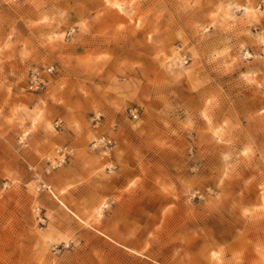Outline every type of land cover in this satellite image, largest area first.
<instances>
[{
  "label": "rangeland",
  "instance_id": "rangeland-1",
  "mask_svg": "<svg viewBox=\"0 0 264 264\" xmlns=\"http://www.w3.org/2000/svg\"><path fill=\"white\" fill-rule=\"evenodd\" d=\"M0 264H264V0H0Z\"/></svg>",
  "mask_w": 264,
  "mask_h": 264
},
{
  "label": "built area",
  "instance_id": "built-area-1",
  "mask_svg": "<svg viewBox=\"0 0 264 264\" xmlns=\"http://www.w3.org/2000/svg\"><path fill=\"white\" fill-rule=\"evenodd\" d=\"M54 70L53 66H48L44 69H39L37 67H34L29 75V79L27 81V85L30 89L33 90H38L41 89L45 86L46 81H44V79H42V72H47V73H52ZM134 115V114H133ZM106 143H110V140H108ZM39 190H50V186L47 185L44 182H40L39 186H38Z\"/></svg>",
  "mask_w": 264,
  "mask_h": 264
},
{
  "label": "bare ground",
  "instance_id": "bare-ground-1",
  "mask_svg": "<svg viewBox=\"0 0 264 264\" xmlns=\"http://www.w3.org/2000/svg\"><path fill=\"white\" fill-rule=\"evenodd\" d=\"M109 1V0H108ZM116 5H119V4H116ZM121 8L122 10V7L119 5V9ZM252 8L251 7H247L246 9V12H251ZM100 210V209H99Z\"/></svg>",
  "mask_w": 264,
  "mask_h": 264
},
{
  "label": "snow or ice",
  "instance_id": "snow-or-ice-1",
  "mask_svg": "<svg viewBox=\"0 0 264 264\" xmlns=\"http://www.w3.org/2000/svg\"><path fill=\"white\" fill-rule=\"evenodd\" d=\"M117 7H119V5H117ZM245 155H247V152L245 153ZM105 207H106V205H105Z\"/></svg>",
  "mask_w": 264,
  "mask_h": 264
}]
</instances>
